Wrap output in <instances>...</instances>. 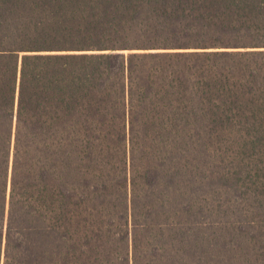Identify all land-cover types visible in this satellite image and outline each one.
<instances>
[{
	"label": "trees",
	"instance_id": "16d2710c",
	"mask_svg": "<svg viewBox=\"0 0 264 264\" xmlns=\"http://www.w3.org/2000/svg\"><path fill=\"white\" fill-rule=\"evenodd\" d=\"M0 264H264V0H0Z\"/></svg>",
	"mask_w": 264,
	"mask_h": 264
}]
</instances>
